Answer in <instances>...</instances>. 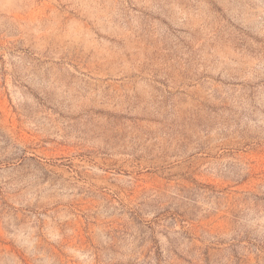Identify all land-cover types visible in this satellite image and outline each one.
<instances>
[{"label":"rangeland","instance_id":"374dc122","mask_svg":"<svg viewBox=\"0 0 264 264\" xmlns=\"http://www.w3.org/2000/svg\"><path fill=\"white\" fill-rule=\"evenodd\" d=\"M0 264H264V0H0Z\"/></svg>","mask_w":264,"mask_h":264}]
</instances>
